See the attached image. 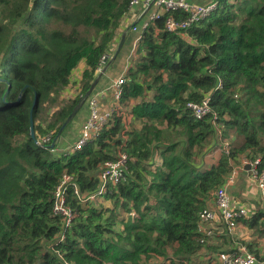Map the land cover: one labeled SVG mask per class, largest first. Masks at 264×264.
I'll list each match as a JSON object with an SVG mask.
<instances>
[{
	"label": "trees",
	"instance_id": "16d2710c",
	"mask_svg": "<svg viewBox=\"0 0 264 264\" xmlns=\"http://www.w3.org/2000/svg\"><path fill=\"white\" fill-rule=\"evenodd\" d=\"M129 1L0 0V264H212L200 259L215 251L201 210L238 160L259 158L264 168V0H210L216 8L186 30L164 29L179 12L149 23L131 51L120 109L81 149L50 148L120 41ZM79 65V92L61 105ZM206 97L210 112L197 119L187 104ZM228 130L238 141L226 153ZM121 153L120 183L86 200L68 187L75 213L64 227L52 215L62 176L95 195L103 164ZM237 223L264 238L263 210Z\"/></svg>",
	"mask_w": 264,
	"mask_h": 264
},
{
	"label": "built area",
	"instance_id": "2783aa9c",
	"mask_svg": "<svg viewBox=\"0 0 264 264\" xmlns=\"http://www.w3.org/2000/svg\"><path fill=\"white\" fill-rule=\"evenodd\" d=\"M138 6L151 7L152 9L147 19L142 21L139 25V32L145 29L149 23L160 19L166 13L179 12L184 15V18L177 19L173 15H169L164 18V29L166 31L186 30L192 25L200 22L216 8V2H209L206 4L191 3L187 0H130L129 10H134ZM132 31H137L138 28L135 25L131 26ZM138 32V33H139ZM138 39V38H137ZM136 39V41H137ZM135 41V43H136ZM134 43V45H135ZM108 55L101 57V64L97 68V71H102V64L104 60L108 59ZM126 81L125 73L118 76L111 85V91L114 103L106 110H99L98 99L96 95L89 97L88 116L81 125L79 136L72 146V150H79L84 147L87 142L94 139L100 132L105 124H107L114 113L120 109V98L122 94V84ZM209 98L206 97L200 103H189L187 108L191 111L192 115L200 119L210 112ZM48 139V137H46ZM43 138L37 144H43L46 140ZM127 155L121 153L115 160L107 161L103 164L99 171L98 181L99 187L95 195L87 196L81 194L76 184H73L71 177L68 174H64L59 180L58 184L53 190L52 199V215L61 218L64 227H67L74 216L75 210L67 205V189L69 186L73 187V193L76 194L81 200L96 197V195L102 194L106 190V186L109 183L117 184L124 180V170L126 168ZM243 165L248 166L249 175L251 180L258 187L261 197L264 199V168H260V159H242ZM234 179V172L230 174L224 185L217 188L212 197L214 209L206 207L201 210L199 214V220L201 224H210L218 219L221 223L225 224L229 231H231L237 223L239 218H247L249 213L244 207H235L232 204L231 198L226 191L227 184L231 183ZM204 237L211 236L213 234V228H205L203 230ZM204 237L200 238V242L204 241ZM256 257L250 251L247 250L245 245L239 244L234 253L228 254L223 257L222 264H256Z\"/></svg>",
	"mask_w": 264,
	"mask_h": 264
},
{
	"label": "crops",
	"instance_id": "0c3cea01",
	"mask_svg": "<svg viewBox=\"0 0 264 264\" xmlns=\"http://www.w3.org/2000/svg\"><path fill=\"white\" fill-rule=\"evenodd\" d=\"M188 1L191 3H196V4H205L209 2L210 0H188ZM152 9H154L153 6L148 7V8L143 7V6H138L134 10H130L131 11L130 16L122 22V27L119 31L123 32L122 35L124 34L123 44L126 41L127 35L129 32L133 35L136 34V36H134L131 40L132 41L131 43L132 47L130 46L131 49L129 47V49L126 51L127 54L124 55L121 59L124 62V67L117 75L114 76V75L108 74L107 69L110 63L109 64L107 63L108 59L104 62L105 65H103L102 67V71L103 70L104 71L100 75L98 82L96 83L94 87V91H93L94 95H96L98 99L99 110H106L113 105L114 100H113L112 91L110 87L112 83L114 82V80L118 76H120L122 73H125L126 69L131 64L130 54L134 47V43L139 36L138 32L132 31L130 29L132 24L139 27L141 21L142 20L145 21L147 19V16ZM123 44L121 47H123ZM128 59H129V62H128ZM114 60L115 59H113L112 61ZM87 116H88V108L86 106V116L81 118V121L78 124V130L76 131V134L79 135V132H80L79 126L81 127L82 123L85 121ZM58 138L56 139V141L58 140ZM69 148L63 150L57 146L56 149H58L57 151H68ZM214 153L215 151L206 157V161L208 165H209L208 160L209 158L213 157ZM232 172H234V179L231 183L227 184L226 186V191L231 198L232 204L235 207L246 208L249 214H252L255 210H258V209H261L264 211V199L261 197L260 191L258 187L256 186V184L251 180L250 175H249V170L246 165H243L242 160H238L237 163L233 164L232 171L230 174H232ZM208 207L212 209L215 208L213 205V202H211V204ZM202 226H203L202 230H204L205 228H209V227L213 228V234L206 238L208 239L207 244L210 246L209 248H211L212 250H215L212 254L210 253V255L207 252L206 255L208 256L200 257L201 260L203 259L202 261L204 260L206 261L207 258H209V259H212V263L214 261L219 260L221 261V264H222L223 257L228 254L234 253L238 245L242 244L241 243L242 241L247 242L248 244L249 243L254 244V248L257 251V253H259L261 257H264V238L258 237L252 229L248 230L245 227L241 226L240 223H236V226L231 231H229L228 228L225 226V224L221 223L218 219L211 222L210 224H202ZM256 264H264V261L262 262L257 261Z\"/></svg>",
	"mask_w": 264,
	"mask_h": 264
},
{
	"label": "rangeland",
	"instance_id": "374dc122",
	"mask_svg": "<svg viewBox=\"0 0 264 264\" xmlns=\"http://www.w3.org/2000/svg\"><path fill=\"white\" fill-rule=\"evenodd\" d=\"M188 1V0H187ZM143 21V20H142ZM141 21V22H142ZM125 25V24H124ZM133 25V24H132ZM138 28V30L137 31H135V32H139V27H137ZM125 29V28H124ZM123 29V30H124ZM131 29V28H130ZM121 33V32H120ZM139 34V33H138ZM134 36H136V34L135 35H133V34H131L130 32L128 33V35H127V39H126V41L124 42V44H123V47H120V49H119V51H118V56H117V58L114 60V61H112V62H110V64H109V66H108V69H107V73L108 74H110V75H117L122 69H123V67H124V62H123V60H121L122 59V57L124 56V55H126L127 54V50L129 49V47L131 46L132 47V45H131V43H132V38L134 37ZM121 39V38H120ZM119 39V40H120ZM118 43L119 42H115V43H113V45H112V48H113V51H112V53H111V55L109 56V58H111L112 56H113V54L115 53V51L117 50V48H118ZM131 47H130V49H131ZM109 61V60H108ZM128 62H129V59H128ZM108 63V62H107ZM130 65H132V63L130 64ZM80 72H81V65H79V67L77 68V69H75L73 72H72V74H71V83L69 84V86L68 87H66V88H64L62 91H61V93H60V102H62V104L61 105H63V103L64 102H66V101H68V100H70L71 98H73L78 92H79V86H78V84H76V82H77V80L79 79V76H80ZM98 73H97V75L99 74V73H101L100 71H97ZM112 72V73H111ZM103 73V72H102ZM92 95H94V94H92ZM91 95V96H92ZM90 96V95H89ZM88 96V97H89ZM88 99V98H87ZM87 102H88V100H86V102L83 104V106L81 107V109H80V111L78 112V114L75 116V117H73L74 119L71 121V123L70 124H68V126L65 128V129H63L64 131L60 134V136H59V138H58V140L56 141V140H53V142H54V144H56V146H58L60 149H63V150H65V149H67V148H69L71 145L73 146L74 145V143H75V141L77 140L76 138H78V134H76V131L78 130V124L80 123V121H81V118L82 117H84V116H86V105H87ZM60 105V106H61ZM58 108V107H57ZM54 109L55 108H51V110H47V112H46V114H45V116H47V117H49L51 114H52V112L54 111ZM44 115H42V117H45ZM37 122H45V119H43V118H40V119H38V121ZM79 129H81V127L79 126ZM221 134H222V130H221V128H219V135H218V139H220V137H221ZM76 135H77V137H76ZM228 135H229V139H228V137H226L227 139H224V140H222L221 141V143L224 145V147H226V149H225V152L227 153L228 152V147L230 146V144H236L237 143V141H238V139L236 138V136L234 135V133L232 132V130H228ZM235 137H234V136ZM46 137H48V139H46ZM43 138H45L46 140L43 142V144L44 143H48L49 141H50V136L48 135V134H46V135H44L42 138H40V141L43 139ZM56 138V139H57ZM56 141V142H55ZM53 142H51V143H53ZM71 146V147H72ZM54 147V146H53ZM219 155H220V151H219V149H217V150H215V153L213 154V157L212 158H209V160H208V162H209V164H213L214 162H216L217 161V159L219 158ZM213 160V161H212ZM202 262V261H201ZM220 262V263H219ZM212 264H221V261H214Z\"/></svg>",
	"mask_w": 264,
	"mask_h": 264
},
{
	"label": "water",
	"instance_id": "95a60500",
	"mask_svg": "<svg viewBox=\"0 0 264 264\" xmlns=\"http://www.w3.org/2000/svg\"><path fill=\"white\" fill-rule=\"evenodd\" d=\"M123 40H124V34L121 36V39L118 43V48L117 50L115 51V53L113 54V56L109 59L108 61V64L113 60L115 59L120 47L122 46L123 44ZM106 61V59L104 60V62ZM104 71V70H103ZM99 73L94 82L92 83L91 87L89 88V90L84 94V96L81 98V101L75 106V108L72 110V112L69 114V116L65 119V121L63 122V124L60 126L58 132H57V135L55 137L54 140H56L57 137L60 136V134L62 133L63 129L66 127V125L71 121V119L77 114L79 108L81 107V105L84 103V101L88 98V96L90 95V93L92 92V90L94 89L96 83L98 82V79L100 77V75L102 74V72ZM36 103V96H34L33 98V105ZM29 130H30V136L31 138H34V130H33V121H32V117H31V114H30V122H29ZM54 146V142L50 144V148H52ZM248 168V166H247Z\"/></svg>",
	"mask_w": 264,
	"mask_h": 264
}]
</instances>
